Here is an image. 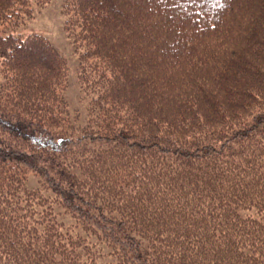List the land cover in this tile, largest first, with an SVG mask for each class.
<instances>
[{"label": "trees", "instance_id": "1", "mask_svg": "<svg viewBox=\"0 0 264 264\" xmlns=\"http://www.w3.org/2000/svg\"><path fill=\"white\" fill-rule=\"evenodd\" d=\"M0 0V264H264V0Z\"/></svg>", "mask_w": 264, "mask_h": 264}, {"label": "rangeland", "instance_id": "2", "mask_svg": "<svg viewBox=\"0 0 264 264\" xmlns=\"http://www.w3.org/2000/svg\"><path fill=\"white\" fill-rule=\"evenodd\" d=\"M64 0H51V2L36 13L35 17L28 21L19 32L38 33L49 38L69 64V86L65 96L70 103L71 111L79 112L83 119L86 115L88 98L82 95L78 81V58L70 40L63 28L64 16L61 13Z\"/></svg>", "mask_w": 264, "mask_h": 264}]
</instances>
